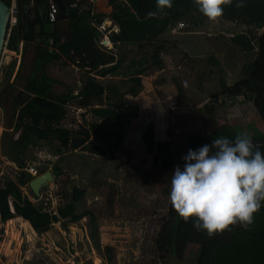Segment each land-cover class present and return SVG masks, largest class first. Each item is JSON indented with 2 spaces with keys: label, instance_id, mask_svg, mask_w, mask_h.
I'll return each mask as SVG.
<instances>
[{
  "label": "trees",
  "instance_id": "16d2710c",
  "mask_svg": "<svg viewBox=\"0 0 264 264\" xmlns=\"http://www.w3.org/2000/svg\"><path fill=\"white\" fill-rule=\"evenodd\" d=\"M4 1L11 6V0ZM63 1L72 21L69 37L61 36L57 23L50 22L49 0H17V24L12 28L8 45L10 51L19 52L23 43L24 55L31 45H35L36 50L24 90L16 98V108H20V111L14 131L3 136L6 143L4 156L16 164L18 173L15 177H6L0 181V223L21 217L39 235L48 233L57 223H62L67 229L65 221L77 223L86 217L93 224H98L93 211L84 208L88 189L80 188L72 182L70 191L60 188V195L66 203L58 208L57 213L50 209L43 197L38 198L32 192L37 202L29 198L23 188H30V182L36 177L26 171L28 150L47 148L55 156H64L82 149L99 157L109 153L110 158L115 160L117 153L123 149L126 136L124 127L139 117V109L127 97L137 98L144 90L143 77L152 69H166L167 64L162 55L178 47L176 41L163 40V36L178 21H192L195 25H204L208 21L199 11L195 0H173L172 8H166L163 12L158 11L156 0H109V6L112 7L110 15L97 13L90 0ZM243 2L244 7L237 8L235 3L225 7L221 19L249 28L247 33L235 34L231 39L232 45L241 52L256 54L245 64L242 79L232 85L222 82V91L214 96L213 103L206 105V111L209 114L215 112L214 103L218 104L222 99L236 100L243 97L253 103L264 123V0ZM149 12H156L157 15L149 18ZM108 18L113 23L112 27L118 29L117 33L110 35L111 42L119 45L117 53L100 44L102 34L99 28ZM124 46L136 47L139 58L128 63L127 54H122L121 47ZM60 60L67 61L83 73L81 88H70L62 94L55 92L59 81L49 75L48 68ZM211 60L214 65L219 64L209 58ZM15 66L16 62L11 64L9 76L13 75ZM137 66L141 69L137 70L135 76L121 80L120 86L102 82L109 77L126 75ZM20 71L21 68L17 77ZM74 105L88 109L100 119L115 120L117 129L108 131L97 122L89 123V132L84 133L65 128L63 124L69 115L68 107ZM90 133L100 144H95L88 137ZM237 134L229 126H222L210 135L192 133L188 135V150L211 145L214 139L220 137L234 141ZM249 136L264 153V133L256 131L255 135ZM142 141L147 152L154 154L155 165L161 161L164 169L171 168L169 158L174 153L172 146L156 139L154 122L148 123L144 129ZM1 158L0 155V161ZM184 164L185 161L180 162L181 170ZM52 170L56 184L62 186L66 172L58 163L54 164ZM46 171V168H42L40 173ZM99 186L102 185L95 181L89 184L92 189ZM155 246L156 254L163 262L171 255L182 261L188 250L196 246L198 252L195 264H264V202L255 214L254 224L247 230L234 226L223 234L209 237L205 231L197 230L191 220L186 223L180 218L169 198L167 216L155 237ZM113 251L114 248H106V252ZM112 258L109 257L110 264Z\"/></svg>",
  "mask_w": 264,
  "mask_h": 264
},
{
  "label": "rangeland",
  "instance_id": "374dc122",
  "mask_svg": "<svg viewBox=\"0 0 264 264\" xmlns=\"http://www.w3.org/2000/svg\"><path fill=\"white\" fill-rule=\"evenodd\" d=\"M93 4L97 12L110 14L109 0H100ZM107 25L110 23L107 22ZM205 25L203 33H196L190 43L179 41V47L173 48L169 53L172 58L166 54L164 59L168 62V67L164 71L152 69L145 77V93L143 95L147 99L145 102L144 98L142 101H139L138 98L131 99L133 105L139 109V117L133 120L131 125L124 127L126 128L123 143L125 148L117 153L115 160L110 158L109 153L105 157H99L82 149L64 156H55L47 148H30L28 150L27 165L37 164L39 172L42 168L52 172L55 163L60 164L66 172L64 179L62 178V186L60 183L56 184L55 178L49 186L41 191L43 201L50 205V209L58 210L60 206H64L66 200L61 197L60 188L70 191L72 182L80 188L88 189L84 208L93 211L98 226L87 217L77 223H68L67 229L57 224L49 231V234L45 233L38 239L34 235L29 237L30 229L23 221L18 220L23 225L22 235L20 232L6 235L4 229H0V253L2 252L0 264H42L45 260H49L51 264H62L76 253H79L82 258L90 259L88 264H94V260L99 263L96 258L100 259L102 264H110V256H113L111 264H195L198 252L196 246L188 250L182 261L171 255L166 262H163L156 254L154 240L163 219L167 216L171 177L176 166H180V162H184L182 157L188 152V135L192 133L210 135L222 126H229L238 133L246 132L249 135H255L256 131L264 133V123L255 106L243 97L236 100L227 99L222 104L219 102L216 111L212 114L206 111V105L210 102L213 103V98L217 95H213L212 92L219 91L220 93L222 89L223 76L233 78L238 74L243 77L245 64L254 58L256 52L245 55L231 45V35L240 32L247 33L249 28L236 26L222 19L218 23L208 20ZM254 32L258 33L257 30ZM188 44L190 48L192 46L196 50L192 51L187 48ZM209 45L214 47V52L211 54L218 57L222 68L215 65L208 66L204 62L210 56L208 52H205L207 49L205 46ZM35 50V45H31L25 55L20 58L11 53H6L2 58L0 67V155L2 157L0 181L6 177H15L18 173L16 164L4 156L3 151L6 143L3 136L14 131L20 108H16L13 97L23 92L33 65ZM130 50L127 55L128 60L137 56L136 47H132ZM198 53L201 54L194 55ZM15 60L17 65L20 60L22 61L20 75L16 78L15 75L17 71L19 72L16 67L11 79L4 77L3 69L7 66V62L10 64ZM193 63L197 64L198 69L192 73V79L186 80L187 84L183 85L188 92L192 86L196 88V95H187L182 97L185 100L178 102L177 99L171 97L170 93L173 91V79L175 76L184 77L186 69H189L190 64ZM220 68L223 70V74L220 72ZM48 72L51 77L60 81L55 87V92L59 94L68 92L69 88H78L79 82L84 78L78 68L65 60L50 65ZM200 74L206 77L202 83L198 79ZM120 80L123 78L118 76L106 78L102 82L106 85L117 82L119 84ZM6 89L9 97L6 96ZM153 91L163 101L166 110L160 105L161 102L154 105L153 98L149 99V95L154 96ZM201 92L202 94H200ZM68 111L69 115L63 126L77 132H89V123L95 121L93 115L75 105L69 106ZM157 119L160 120L156 123L159 139L168 141L174 152L169 158L171 163L169 169H164L161 161L155 165L154 154L147 152L142 141L141 131L145 124L155 122ZM98 122L108 131L117 129L115 120L102 119ZM88 137H91L93 142L100 144L91 133ZM43 174L40 173L39 176ZM94 181L102 186L95 189L90 188L89 184ZM24 192L34 202H37L29 187L24 188ZM1 226L3 225L0 224V228ZM50 246L53 248L51 252L53 253L55 250V255L60 258L57 263L51 261L49 253H46L50 250ZM107 247L114 248V251L106 252Z\"/></svg>",
  "mask_w": 264,
  "mask_h": 264
},
{
  "label": "clouds",
  "instance_id": "9594fccd",
  "mask_svg": "<svg viewBox=\"0 0 264 264\" xmlns=\"http://www.w3.org/2000/svg\"><path fill=\"white\" fill-rule=\"evenodd\" d=\"M173 0H156L158 11L172 8ZM243 0H195L199 11L212 23L223 17L224 8ZM156 12H149V18ZM171 177L170 202L186 223L209 237L239 226L247 230L264 202V153L246 133L234 141L226 137L192 150L182 157Z\"/></svg>",
  "mask_w": 264,
  "mask_h": 264
},
{
  "label": "crops",
  "instance_id": "0c3cea01",
  "mask_svg": "<svg viewBox=\"0 0 264 264\" xmlns=\"http://www.w3.org/2000/svg\"><path fill=\"white\" fill-rule=\"evenodd\" d=\"M100 0H98V2H99ZM94 5V4H93ZM94 9H95V7H94ZM109 9L111 10V12H112V7H109ZM96 11V10H95ZM97 12V11H96ZM110 12V13H111ZM97 13H99V12H97ZM104 14V13H103ZM106 15V14H105ZM108 15H110V14H108ZM223 20V19H222ZM183 21V20H182ZM225 22H228V21H226V20H224ZM59 22V21H58ZM107 22H109L110 23V25H107ZM179 22V21H178ZM105 23H106V28H112V26H113V23H112V21H110V19L108 18V19H106L105 20ZM229 23H231V22H229ZM206 24V23H205ZM203 25V28L202 29H200V30H191V31H184V32H180V33H173L171 30L170 31H168V32H166V34L163 36V40H171V41H176L177 42V45H178V47H179V43L180 42H182V43H190L193 39H194V35H196V33H203L202 31H203V29H204V27L206 26V25ZM232 24V23H231ZM196 31V32H195ZM186 35V36H185ZM62 36V35H61ZM234 35H231L230 36V39H232V37H233ZM63 37H65V36H63ZM180 39V40H179ZM180 41V42H179ZM110 43H111V47L113 48L112 50H114V52H116L117 53V51H118V49H119V45H114L111 41H110ZM191 44H193V43H191ZM231 45H232V41H231ZM233 46V45H232ZM133 48H134V46H132ZM132 47H130V46H124L123 48L121 47V49L123 50L122 52V54L124 55V54H127L128 55V53H129V51H131L130 50V48H132ZM177 47V48H178ZM116 48V49H115ZM176 47H174V49H177ZM187 48H189V49H191L192 51H194V50H196L194 47H192L191 46V48L189 47V44L187 45ZM205 48H207L206 50H205V52H208L209 54H210V56L207 58V60L206 61H204V62H206L207 64L206 65H210V66H213L214 64L212 63L213 61L211 60V61H209V58H213L214 60H216L219 64L218 65H215V66H219V67H221L222 68V64H221V62H220V60L218 59V57L217 56H215V54L214 55H212L211 53L212 52H214V47L213 46H211V45H209V46H205ZM234 49H236V48H234ZM238 50V49H237ZM177 51V50H176ZM171 52V51H170ZM10 53L12 54V55H17V56H20V55H24V48H23V51L21 52L20 51V49H19V52H12V51H10ZM243 54H247V53H244V52H242ZM173 54V53H172ZM201 53H198V54H194L195 56L196 55H200ZM137 55H138V49H137ZM167 55H165L164 56V58L166 57ZM168 56H170V58H172L171 56L172 55H169V53H168ZM174 57V56H173ZM139 57L138 56H136L135 58H132V59H127V62L129 63V61H131V60H134V59H138ZM169 58V59H170ZM165 61H166V59H165ZM15 62H16V60H15ZM22 62V61H21ZM21 62H19V64L17 65V62H16V66H15V68L17 67V70H19L20 69V66H21ZM171 62V61H170ZM14 63V62H13ZM13 63H8L7 62V66L3 69V75H4V77H8L9 79H11L12 78V76H9V71H10V67H11V64H13ZM166 64H167V67H168V62L166 61ZM231 64V63H230ZM166 67V68H167ZM173 67V66H172ZM180 68H181V66H179ZM220 68V69H221ZM138 69H141L139 66H137V67H135V68H133V69H131L130 71H128L127 72V74L126 75H124V74H122L121 76H119V77H121V78H123V79H128V78H130V77H133V76H135V73L137 72V70ZM196 69H198L197 68V64H195V63H193V64H190V68L188 69H186V74H185V76L183 77V76H175L174 77V79H173V83H172V87H173V91H171L170 93H171V97H174V99H177L178 100V102H180V101H183V99L185 100V98H182V97H185V96H187V95H192V96H194V95H196V92H197V90H196V88H194L193 86H192V88H191V90L188 92V91H186L184 88V83H186L187 84V81L188 80H191L192 79V77H193V75H192V73L196 70ZM224 69V68H223ZM165 70V69H164ZM163 70V71H164ZM220 72L223 74V70L221 69L220 70ZM173 73H175V72H173ZM176 73H178V72H176ZM202 73V72H201ZM14 74V73H13ZM17 74H18V71H17V73H16V78H17ZM125 76H127L126 78H125ZM187 76V77H186ZM116 77H118V76H116ZM145 77L146 76H144L143 77V81H145ZM224 78H222V79H224L222 82H226V84L227 85H232V84H234L235 82H237L240 78H242L241 76H238V74H236L233 78H231V77H225V76H223ZM206 77H204V75L203 74H200L199 76H198V79L200 80L199 82H204L206 79H205ZM56 79V78H55ZM187 80V81H186ZM59 81V80H58ZM121 81V80H120ZM193 81H195V80H193ZM82 82H83V80H81L80 82H79V87H78V89L79 88H81L82 87ZM59 83H60V81H59ZM116 83V82H115ZM195 83V82H194ZM113 85H115V86H120V82H119V84H118V82L116 83V84H113ZM191 85H192V83H191ZM144 86H145V84H144ZM145 88V87H144ZM70 89V88H69ZM24 90V89H23ZM145 90V89H144ZM142 91L141 92V94L137 97L138 99H139V101H142L143 100V98H144V102H145V100L147 99V97H144V93H145V91ZM221 91H222V89H221ZM220 91V92H221ZM7 92V94H6V96L7 97H9V93H8V91H7V89H6V91H5V93ZM154 92V96L153 95H149L150 97H149V99H151V98H153L152 99V103H154V105H156V104H160L159 102H161V106L166 110V106L164 105V103H163V101L160 99V97H158V95H157V93L155 92V91H153ZM202 92H205V91H202ZM202 92L200 93V94H202ZM219 93V91H213L212 92V94L213 95H215V94H217L218 95V93ZM199 93V92H198ZM197 93V94H198ZM205 94V93H204ZM220 94V93H219ZM20 95V94H19ZM16 96H18V95H15L13 98H14V100H15V102H16ZM204 97H206V95H204ZM130 101H131V99H137V98H132V97H127ZM241 98V97H240ZM239 99V98H238ZM222 101H224L223 99H222ZM221 100L219 101L220 103L222 102ZM214 104H216V103H214ZM222 104V103H221ZM217 105L218 104H216L215 106L217 107ZM99 106H94V108H98ZM79 109H81V110H85L86 112H89L88 111V109H82V108H79ZM143 110V109H142ZM89 113H91V112H89ZM92 115H93V118H94V120L95 121H93V122H97L99 125H100V123L98 122V120H102V119H100V118H98V117H96V116H94V114L93 113H91ZM160 120H155V134H156V139L158 140V141H165V142H168V141H166V140H164V139H162V140H160L159 139V134H158V132H157V128H158V126H157V122H159ZM92 122V123H93ZM148 125V123L147 124H145V126L143 127V131H144V129L146 128V126ZM101 126V125H100ZM143 131H141L142 132V134H143ZM96 138V137H95ZM98 141V140H97ZM169 143V142H168ZM95 144H98V143H95ZM127 147H129V146H127ZM123 148H125V146H123ZM35 164V163H34ZM31 165V164H30ZM29 166V165H28ZM54 179H55V177H54ZM44 189V188H43ZM23 190H24V188H23ZM32 191V190H31ZM42 194V193H41ZM35 195V194H34ZM29 196V195H28ZM42 197V196H41ZM29 198L34 202V200L29 196ZM12 210H13V207H12ZM55 212L57 213V210H55ZM87 218V217H86ZM85 218V219H86ZM23 221L24 222V224L26 225V227H28L29 229H30V231L33 233L34 232V234H32L30 231H28V233H30L29 234V237H32L33 235L35 236V237H37L38 239H40L39 238V236H41V235H39V234H37L35 231H34V229H33V227L31 226V224L28 222V221H26V220H24L23 218H21V217H17V218H15V219H13V220H10V221H8V222H6V223H0V224H2L3 226H1V230L2 229H4V232H5V234L7 235V234H15V232H17V233H19L20 232V235H22V233L21 232H23V225H22V223L21 222H19V221ZM84 220V219H83ZM65 223H66V225H68V223H67V221H65ZM57 224H60L61 226H62V223H57ZM57 224H55L54 225V227L57 225ZM12 225H14L13 227H12ZM60 226V227H61ZM69 226V225H68ZM20 229V230H17V229ZM68 228V227H67ZM61 229V228H60ZM73 229H75V228H73ZM0 230V231H1ZM26 230V229H25ZM61 231H62V229H61ZM47 234H49V232L47 233ZM44 235V234H43ZM21 238H22V236H21ZM22 239H24V238H22ZM155 240V239H154ZM31 242V241H30ZM2 254V252L0 253V255ZM88 263H90V261H87L86 262V264H88Z\"/></svg>",
  "mask_w": 264,
  "mask_h": 264
},
{
  "label": "built area",
  "instance_id": "2783aa9c",
  "mask_svg": "<svg viewBox=\"0 0 264 264\" xmlns=\"http://www.w3.org/2000/svg\"><path fill=\"white\" fill-rule=\"evenodd\" d=\"M91 1V0H90ZM50 4V9H49V20L52 24L58 23L59 21V8L58 6L52 1L49 0ZM92 2V1H91ZM11 20H10V26L8 29V33H7V39L5 42V46H4V51H3V56L6 53H10V49L8 47L9 45V39L11 36V32H12V28L17 24V16L19 14V9H18V5H17V0H11ZM203 28L202 24H194L191 21H179L177 23H175L174 25L170 26V30L173 33H180V32H184V31H189V30H200ZM108 28H106V23L104 22L103 25L99 28V31L101 32V36H100V44L103 48H107L112 50L113 48L111 47V43H110V35L114 32L117 33L118 29L115 27H112L109 31H107ZM24 48L23 43L20 45V51L22 52ZM23 56L20 55L18 56L19 58ZM162 57L164 58V55H162ZM22 59V58H21ZM21 62V60H20ZM186 85V83H184ZM26 171L31 174L34 177L39 176L40 172L38 169V165L37 164H33V165H29L26 169ZM51 247V246H50ZM52 247L50 248V250L46 251V253H49V258L50 260L55 263H57V261H59L60 258H57V256L55 255V250L52 253ZM56 251H58L56 249ZM39 253V252H38ZM54 257V258H53ZM94 260V259H93ZM99 263H96L95 260L93 261L94 264H102V261L100 259ZM87 261H91L90 259H86V258H82V256L79 253H76L75 255L71 256L70 258H68L65 262H62V264H86ZM42 264H51L49 260H45Z\"/></svg>",
  "mask_w": 264,
  "mask_h": 264
},
{
  "label": "water",
  "instance_id": "95a60500",
  "mask_svg": "<svg viewBox=\"0 0 264 264\" xmlns=\"http://www.w3.org/2000/svg\"><path fill=\"white\" fill-rule=\"evenodd\" d=\"M59 8V22L57 23V30L60 35L69 37L71 34L72 21L68 16V8L63 0H52ZM97 3L98 0H91ZM11 20V7L4 0H0V67L2 64L3 51L7 39V33ZM54 180V175L51 171H47L43 175L35 178L30 182V189L36 197L42 196L41 191L46 188Z\"/></svg>",
  "mask_w": 264,
  "mask_h": 264
},
{
  "label": "flooded vegetation",
  "instance_id": "af4514ba",
  "mask_svg": "<svg viewBox=\"0 0 264 264\" xmlns=\"http://www.w3.org/2000/svg\"><path fill=\"white\" fill-rule=\"evenodd\" d=\"M7 93V92H6ZM16 97H18V96H16Z\"/></svg>",
  "mask_w": 264,
  "mask_h": 264
},
{
  "label": "bare ground",
  "instance_id": "6f19581e",
  "mask_svg": "<svg viewBox=\"0 0 264 264\" xmlns=\"http://www.w3.org/2000/svg\"><path fill=\"white\" fill-rule=\"evenodd\" d=\"M100 2V1H99Z\"/></svg>",
  "mask_w": 264,
  "mask_h": 264
}]
</instances>
